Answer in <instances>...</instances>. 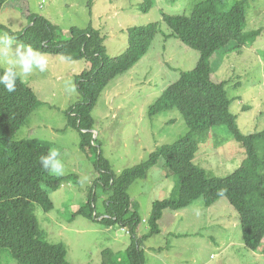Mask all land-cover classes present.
<instances>
[{"label": "rangeland", "instance_id": "374dc122", "mask_svg": "<svg viewBox=\"0 0 264 264\" xmlns=\"http://www.w3.org/2000/svg\"><path fill=\"white\" fill-rule=\"evenodd\" d=\"M200 1L203 0H152L151 9L142 13L139 7L144 0H10L0 10V25L20 33L27 27L28 17L40 16L56 26L61 40H66L71 28L85 29L91 24L105 38L107 55L116 58L126 49L128 28L158 24L157 36L147 54L106 86L92 110L93 140L113 173L119 175L147 160L158 147L171 145L187 133L177 110L153 118L148 117L147 110L182 72L192 71L199 58L197 52L168 36L170 32L161 15L189 14ZM235 1L238 0H225L224 10ZM245 16L244 32L263 29L260 36L239 53L227 54L228 48L218 51L212 65L218 72L216 80L228 82L225 88L231 100L229 110L236 117L239 130L250 135L264 131V0H248ZM48 59L45 73L35 72L20 79L42 105L27 118L14 140L43 141L57 148L67 180L50 193L52 211L44 213L34 205L35 218L48 243L65 247L70 264H100V254L106 249L119 253L123 259L130 243L125 229L106 228L98 221L75 215L85 205L96 174L94 157H87L80 150L79 133L67 127L65 112L79 101V95L66 92L64 84L74 81L87 64L67 63L57 56L48 55ZM4 67L0 62V69ZM209 135L208 140L198 144L193 163L208 177L222 179L239 167L244 151L230 139L224 126L211 128ZM93 192L95 214L101 215L105 193L100 187ZM127 193L137 206L140 238L149 231L152 204L176 197L178 180L169 176L163 161H159ZM164 215L167 216L160 222V234L142 243L145 264H264V253L245 249L238 215L225 199L208 209L199 199L186 210ZM0 264L16 263L2 253Z\"/></svg>", "mask_w": 264, "mask_h": 264}, {"label": "trees", "instance_id": "16d2710c", "mask_svg": "<svg viewBox=\"0 0 264 264\" xmlns=\"http://www.w3.org/2000/svg\"><path fill=\"white\" fill-rule=\"evenodd\" d=\"M8 1L0 0V10ZM144 1L139 7L142 13L152 7V0ZM224 5L225 0H203L195 3L189 14L162 13V22L170 32L168 36L197 52L199 58L192 71L182 72L149 106L147 115L153 118L177 110L187 133L171 145L158 147L147 160L119 175L113 173L93 140L92 110L106 86L147 54L157 36L158 24L128 28L126 49L116 58L107 55L105 38L91 24L85 29L71 28L66 40H61L56 26L40 16L28 17V25L20 33L0 25V32H8L49 56L59 57L64 53L71 55L73 62L87 64V69L74 77L79 101L65 112L67 127L79 133L80 150L87 157H94L96 174L85 205L75 215L98 221L106 228L119 226L130 236L123 259L119 253L106 249L100 254V264H145L142 243L160 234V222L167 216L164 214L186 210L199 199L204 209L225 199L238 215L245 249L264 253V131L244 135L239 130L236 117L229 110L231 100L225 88L228 82L216 80L218 72L215 73L212 65L218 51L228 48L227 54L239 53L263 29L244 32L248 0L235 1L228 10H224ZM41 105L35 93L20 79L14 93H7L0 86V254L7 253L16 264H70L65 247L47 242V235L40 230L34 215V205L44 213L53 210L50 193L57 191L67 179L51 176L39 165L40 155L51 148L47 142L14 140L27 118ZM218 126H224L230 139L244 151L239 167L222 179L208 177L193 163L198 144L208 140L210 129ZM159 161H163L169 176L177 178L178 194L152 204L149 231L138 238L140 218L127 192ZM98 187L106 199L101 215L95 214L94 206L93 190ZM220 190H224L222 196Z\"/></svg>", "mask_w": 264, "mask_h": 264}, {"label": "clouds", "instance_id": "9594fccd", "mask_svg": "<svg viewBox=\"0 0 264 264\" xmlns=\"http://www.w3.org/2000/svg\"><path fill=\"white\" fill-rule=\"evenodd\" d=\"M60 60L71 63V55L60 53ZM0 62L6 67L0 72V86L7 93H14L19 79H27L33 73H45L48 69V55L30 44L16 39L8 32H0ZM65 91L76 93L75 81L67 80L64 84ZM41 168L56 177L65 175V165L61 159V152L57 148H50L46 154L40 155L38 160ZM220 190L219 195H223Z\"/></svg>", "mask_w": 264, "mask_h": 264}, {"label": "crops", "instance_id": "0c3cea01", "mask_svg": "<svg viewBox=\"0 0 264 264\" xmlns=\"http://www.w3.org/2000/svg\"><path fill=\"white\" fill-rule=\"evenodd\" d=\"M212 207H213V206H212ZM212 207H211V208H212ZM170 218H171V217H170Z\"/></svg>", "mask_w": 264, "mask_h": 264}]
</instances>
